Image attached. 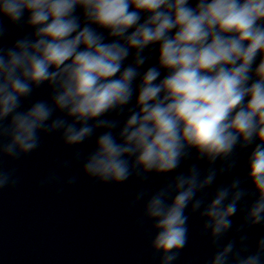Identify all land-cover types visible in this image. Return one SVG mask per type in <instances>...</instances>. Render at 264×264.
Returning a JSON list of instances; mask_svg holds the SVG:
<instances>
[{"label": "clouds", "instance_id": "1", "mask_svg": "<svg viewBox=\"0 0 264 264\" xmlns=\"http://www.w3.org/2000/svg\"><path fill=\"white\" fill-rule=\"evenodd\" d=\"M9 26L30 31L5 46ZM42 86L48 98L22 110ZM54 134L66 148L95 136L94 150L59 165L80 164L94 183L177 173L131 202L144 201L138 223L151 222L159 264L179 259L197 213L215 250L208 264H264V236L249 251L247 235L264 230V0H0V192L18 183L4 161ZM243 152L244 179L206 203L202 194L232 176ZM193 155L207 167L177 172ZM57 181L50 173L41 186Z\"/></svg>", "mask_w": 264, "mask_h": 264}]
</instances>
